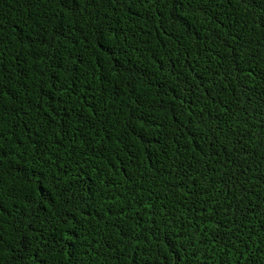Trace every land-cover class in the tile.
<instances>
[{
  "label": "trees",
  "instance_id": "1",
  "mask_svg": "<svg viewBox=\"0 0 264 264\" xmlns=\"http://www.w3.org/2000/svg\"><path fill=\"white\" fill-rule=\"evenodd\" d=\"M0 264H264V0H0Z\"/></svg>",
  "mask_w": 264,
  "mask_h": 264
}]
</instances>
